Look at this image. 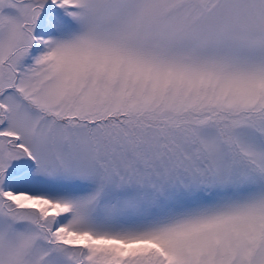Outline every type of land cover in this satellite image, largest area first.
Masks as SVG:
<instances>
[{
	"label": "snow or ice",
	"instance_id": "snow-or-ice-1",
	"mask_svg": "<svg viewBox=\"0 0 264 264\" xmlns=\"http://www.w3.org/2000/svg\"><path fill=\"white\" fill-rule=\"evenodd\" d=\"M0 264H264V0H0Z\"/></svg>",
	"mask_w": 264,
	"mask_h": 264
}]
</instances>
